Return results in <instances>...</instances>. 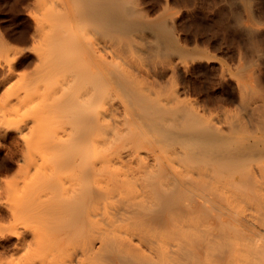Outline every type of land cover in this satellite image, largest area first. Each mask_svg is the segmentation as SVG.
I'll list each match as a JSON object with an SVG mask.
<instances>
[{
  "label": "bare ground",
  "instance_id": "6f19581e",
  "mask_svg": "<svg viewBox=\"0 0 264 264\" xmlns=\"http://www.w3.org/2000/svg\"><path fill=\"white\" fill-rule=\"evenodd\" d=\"M139 1L32 0L0 34V264H264V88L199 104Z\"/></svg>",
  "mask_w": 264,
  "mask_h": 264
},
{
  "label": "rangeland",
  "instance_id": "374dc122",
  "mask_svg": "<svg viewBox=\"0 0 264 264\" xmlns=\"http://www.w3.org/2000/svg\"><path fill=\"white\" fill-rule=\"evenodd\" d=\"M31 1L0 0V34L18 46H23L20 35L32 23L26 11ZM139 3L152 16L166 9L174 17L179 41L193 56L178 70V81L199 104L212 110L221 106L239 108L238 78L252 79L250 82L264 88V0H140ZM248 25L255 28L254 36L246 32Z\"/></svg>",
  "mask_w": 264,
  "mask_h": 264
}]
</instances>
